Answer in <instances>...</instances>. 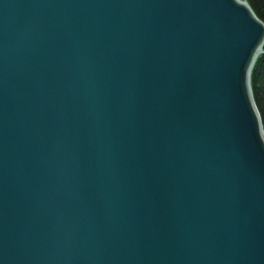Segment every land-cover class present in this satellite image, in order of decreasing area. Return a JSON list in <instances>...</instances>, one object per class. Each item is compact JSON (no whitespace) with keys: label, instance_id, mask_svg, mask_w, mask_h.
Listing matches in <instances>:
<instances>
[{"label":"water","instance_id":"water-1","mask_svg":"<svg viewBox=\"0 0 264 264\" xmlns=\"http://www.w3.org/2000/svg\"><path fill=\"white\" fill-rule=\"evenodd\" d=\"M246 0H0V264H264Z\"/></svg>","mask_w":264,"mask_h":264},{"label":"trees","instance_id":"trees-1","mask_svg":"<svg viewBox=\"0 0 264 264\" xmlns=\"http://www.w3.org/2000/svg\"><path fill=\"white\" fill-rule=\"evenodd\" d=\"M255 14L264 22V0H246ZM264 49V45H263ZM256 106L260 112L264 128V52L259 54L251 74Z\"/></svg>","mask_w":264,"mask_h":264}]
</instances>
